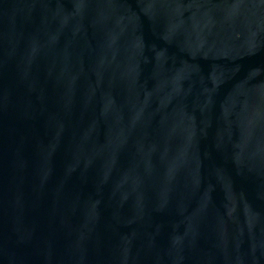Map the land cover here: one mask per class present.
Instances as JSON below:
<instances>
[{
	"label": "water",
	"instance_id": "95a60500",
	"mask_svg": "<svg viewBox=\"0 0 264 264\" xmlns=\"http://www.w3.org/2000/svg\"><path fill=\"white\" fill-rule=\"evenodd\" d=\"M0 264H264V0H0Z\"/></svg>",
	"mask_w": 264,
	"mask_h": 264
}]
</instances>
